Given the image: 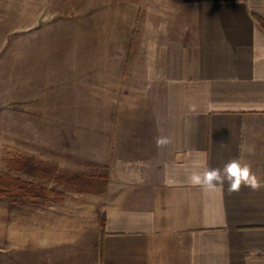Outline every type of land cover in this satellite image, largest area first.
I'll use <instances>...</instances> for the list:
<instances>
[{
	"label": "crops",
	"instance_id": "obj_1",
	"mask_svg": "<svg viewBox=\"0 0 264 264\" xmlns=\"http://www.w3.org/2000/svg\"><path fill=\"white\" fill-rule=\"evenodd\" d=\"M155 2L141 17L138 0L94 6L65 37V66L36 45L20 100L65 79L67 103L98 120L83 142L110 175L104 191L5 202L1 264H264V0ZM233 160L260 187L194 182ZM16 177L4 198H22Z\"/></svg>",
	"mask_w": 264,
	"mask_h": 264
},
{
	"label": "rangeland",
	"instance_id": "obj_2",
	"mask_svg": "<svg viewBox=\"0 0 264 264\" xmlns=\"http://www.w3.org/2000/svg\"><path fill=\"white\" fill-rule=\"evenodd\" d=\"M134 1L0 0V173H3L0 185V264L5 202H17L25 207L34 202L28 199L31 195L27 193L41 191L44 199L38 201L45 204L44 196L51 189L64 195L63 192L71 190L100 188L110 175V169L94 159L97 152L83 142L92 138L85 135H89V127L98 125V120L89 119L92 116L89 112L84 116V110H89L85 105L67 103L65 79H60L56 88L48 89L53 91L51 97H41L36 104L33 98H28L26 103L20 100L18 86L34 63L36 45L41 53L42 39L53 42L52 51L56 55L51 58L55 64L65 66L69 58L65 37L69 33L81 35L83 17L94 6L106 15H120L119 7L122 5L121 11L125 12V5L130 6ZM155 1L138 0L140 17L148 13L155 15L158 10ZM49 99H52L51 103ZM7 154L12 155L11 166L4 161ZM19 159H29V162L19 165ZM14 176L27 179L23 180L22 198L16 201L8 195L7 199L4 198L8 183L16 182L12 179L18 180ZM15 184V187L19 186Z\"/></svg>",
	"mask_w": 264,
	"mask_h": 264
},
{
	"label": "clouds",
	"instance_id": "obj_3",
	"mask_svg": "<svg viewBox=\"0 0 264 264\" xmlns=\"http://www.w3.org/2000/svg\"><path fill=\"white\" fill-rule=\"evenodd\" d=\"M193 180L196 183H203L208 187L227 183L229 191H238L242 184L251 186L253 189L260 187L256 177L250 174L249 166L241 164L237 160L227 163L223 170L208 169L202 176H194Z\"/></svg>",
	"mask_w": 264,
	"mask_h": 264
},
{
	"label": "trees",
	"instance_id": "obj_4",
	"mask_svg": "<svg viewBox=\"0 0 264 264\" xmlns=\"http://www.w3.org/2000/svg\"><path fill=\"white\" fill-rule=\"evenodd\" d=\"M257 20L259 21V23H260V25L264 28V19L263 18H261V17H257ZM2 176H3V173H0V185H1V179H2ZM97 184V183H96ZM102 185H104L105 184V182H102L101 183ZM106 186V184L104 185V187ZM96 190H98V191H104L105 189L104 188H95ZM94 189V190H95Z\"/></svg>",
	"mask_w": 264,
	"mask_h": 264
}]
</instances>
